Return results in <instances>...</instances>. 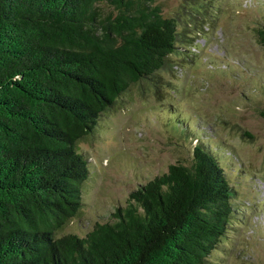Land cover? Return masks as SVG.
Instances as JSON below:
<instances>
[{
	"label": "trees",
	"instance_id": "trees-1",
	"mask_svg": "<svg viewBox=\"0 0 264 264\" xmlns=\"http://www.w3.org/2000/svg\"><path fill=\"white\" fill-rule=\"evenodd\" d=\"M204 23L197 10L181 25L154 0H0V264H203L232 190L198 137L110 220L58 232L88 175L78 141L132 84L158 93L169 54ZM254 32L264 47V23Z\"/></svg>",
	"mask_w": 264,
	"mask_h": 264
},
{
	"label": "rangeland",
	"instance_id": "rangeland-1",
	"mask_svg": "<svg viewBox=\"0 0 264 264\" xmlns=\"http://www.w3.org/2000/svg\"><path fill=\"white\" fill-rule=\"evenodd\" d=\"M154 1L180 24L197 10L205 23L197 34L189 27L193 42L169 54L158 93L132 84L78 141L88 175L58 233L82 235L110 220L138 183L187 162L198 137L217 153L232 190L229 220L203 264H264V47L254 32L264 0Z\"/></svg>",
	"mask_w": 264,
	"mask_h": 264
}]
</instances>
